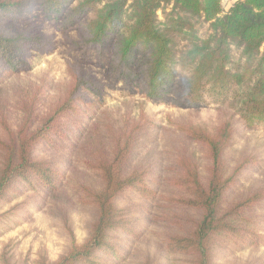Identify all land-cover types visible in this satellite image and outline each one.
I'll list each match as a JSON object with an SVG mask.
<instances>
[{"label":"trees","instance_id":"1","mask_svg":"<svg viewBox=\"0 0 264 264\" xmlns=\"http://www.w3.org/2000/svg\"><path fill=\"white\" fill-rule=\"evenodd\" d=\"M35 1L41 14L59 21L61 29L75 28L78 42L72 45L76 50L94 51L100 59L110 53L114 81L139 87L146 100L197 109L207 96L216 104L237 107L245 129L264 127V0H238L227 11L220 0ZM23 3L0 0V64L15 74L30 72L34 56L50 44L38 28L15 33L9 27V19L16 18ZM166 7L171 11L159 22L157 12ZM193 19L209 25L212 34L208 39L197 36ZM177 38L188 43L185 50L177 48ZM231 48L240 51L236 61ZM177 67L186 71L179 87ZM103 98L101 86L74 76L66 95L40 128L32 130L27 119L17 132L7 131L0 137V203H10L25 189L56 192L60 188L64 171L47 154L61 150L72 137L77 139L82 132L79 118L94 116ZM179 130L206 148L209 167L202 182L195 164L180 158L176 161L179 173L166 180L181 192L174 199L176 206L201 214L189 232L167 237L163 244L167 253L186 258V264H215L226 247L243 242L259 245L261 237L246 214L264 200V189L235 203L225 201L238 183L237 173L251 162L246 159L233 174L224 175L222 154L233 131L220 127L209 132L189 123ZM133 141L134 132L126 134L123 141L114 143L108 156L96 162L98 190L78 187L95 218L88 239L81 245L73 243L53 264L125 261L127 242L119 244L116 233L131 240L141 231L125 217L119 201L128 193L155 200L156 179L160 180L147 179L139 168L130 169Z\"/></svg>","mask_w":264,"mask_h":264},{"label":"rangeland","instance_id":"2","mask_svg":"<svg viewBox=\"0 0 264 264\" xmlns=\"http://www.w3.org/2000/svg\"><path fill=\"white\" fill-rule=\"evenodd\" d=\"M18 1L24 3L16 18L8 21L11 30L18 33L38 28L50 44L45 52L34 56L28 73L15 74L0 64V137L7 131L17 132L27 119L32 130L40 128L66 95L74 76L101 86L104 98L94 116L79 118L82 132L77 139L72 137L61 150L47 154L46 158L64 171L60 188L56 192L25 189L10 203H0V216H4L0 218V264H53L73 243L81 245L88 239L95 213L78 194V187L100 188L94 165L110 154L116 141H123L131 132L134 141L130 169L139 168L147 179L160 180L156 179L155 200L145 201L128 193L119 201L125 217L141 232L131 240L116 233L119 244L126 241L129 250L125 261L114 264H186V258L170 255L163 244L171 235L189 232L200 221L201 214L176 206L174 199L181 192L166 180L179 173L177 159L185 158L195 164L205 182L209 160L206 148L179 127L189 123L209 132L220 127L233 131L222 154L224 175L233 174L246 159L251 162L237 173L238 183L226 195L227 204L264 189V127L245 129L237 107L216 104L207 96L197 109L175 107L164 100H146L139 87L114 81L110 53L100 59L94 51L76 50L72 45L78 42L75 28L61 29L59 21L41 14L35 0ZM220 1L227 11L238 0ZM170 11V7L159 10L158 21L163 22ZM191 22L200 39L206 40L212 34L201 19ZM176 41L179 50L188 47L181 38ZM231 54L236 61L240 51L231 48ZM184 75L186 71L177 67V87ZM150 185L155 187L154 183ZM246 215L261 237L259 245L243 242L226 247L215 264H264V200Z\"/></svg>","mask_w":264,"mask_h":264}]
</instances>
